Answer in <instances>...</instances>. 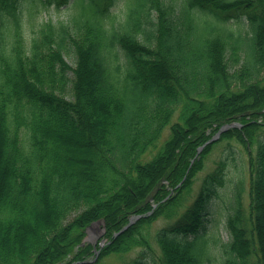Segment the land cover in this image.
Masks as SVG:
<instances>
[{"label":"trees","instance_id":"obj_1","mask_svg":"<svg viewBox=\"0 0 264 264\" xmlns=\"http://www.w3.org/2000/svg\"><path fill=\"white\" fill-rule=\"evenodd\" d=\"M119 1L57 24L38 13L68 0H0V264H94L99 222L96 264L138 247L132 264H264V0ZM231 121L249 191L221 242L203 216L223 161L190 196Z\"/></svg>","mask_w":264,"mask_h":264},{"label":"rangeland","instance_id":"obj_2","mask_svg":"<svg viewBox=\"0 0 264 264\" xmlns=\"http://www.w3.org/2000/svg\"><path fill=\"white\" fill-rule=\"evenodd\" d=\"M72 11L71 5L65 6L63 5L59 9H56L54 4H51L48 7L47 11H41L38 13L37 20L41 21L44 19L51 18L55 21V23H59L60 20L66 21ZM247 17V16H246ZM233 26L236 27L237 24L234 20L231 21ZM245 29L249 28V22L245 19L244 23ZM30 28L28 29L29 32ZM31 35V32L28 33ZM69 63H73V57L67 55ZM25 132V131H24ZM169 133V129L167 128L164 132L165 139ZM216 133L213 134L215 136ZM212 136V137H213ZM162 139V140H163ZM248 154L246 153L243 145L238 143L234 139L222 140L219 141L215 148L208 154L206 168L203 171H200L197 176V180L194 183L193 192L190 196L193 199L199 192V188L201 187L203 180L209 173L214 172L220 166V162L223 161V169L221 173V178H223V182L216 184L217 193L211 197L210 206L207 208V215L203 216V222L206 226V230L208 233L212 231V228L215 229L212 233L216 236L218 233V237L221 238V242L230 240V233L226 228V220L228 215L232 212V207L235 204V193H236V184L239 180L243 179V199L247 200L248 191H249V179L247 176L248 165H247ZM135 216H132L128 223L133 224L135 222ZM131 221H133L131 223ZM171 221L169 219L159 218L152 225L151 230L154 232L156 229L167 226ZM127 223V224H128ZM96 224V223H95ZM93 224L90 230L86 235L87 243L93 242H104L102 240L101 234L103 233V227H101V223ZM126 225V224H125ZM217 226V227H216ZM218 228V230L216 229ZM218 231V232H217ZM217 232V233H216ZM155 246V244H154ZM156 247V246H155ZM156 251H159V248L156 247ZM98 251V250H97ZM142 248L138 247L131 252H126L124 255L120 256L118 254H113L111 256L103 258V261L100 264H132L133 260L136 257L140 256ZM147 254L151 255V252L147 250ZM216 257H214L213 264H221L224 260V256L216 253ZM96 255H91L86 260L90 262H96L94 260ZM151 260H149L150 262Z\"/></svg>","mask_w":264,"mask_h":264},{"label":"water","instance_id":"obj_3","mask_svg":"<svg viewBox=\"0 0 264 264\" xmlns=\"http://www.w3.org/2000/svg\"><path fill=\"white\" fill-rule=\"evenodd\" d=\"M233 125H236V124H234V123H229L228 125L223 126V127L220 129V131H218V135H217L216 137H214L213 139H211V141L217 139L218 136L220 135L221 131H223V130H227L230 126H233ZM132 222H133V221H131V223H132ZM128 225H129V224H128ZM128 225H126V227H128Z\"/></svg>","mask_w":264,"mask_h":264}]
</instances>
